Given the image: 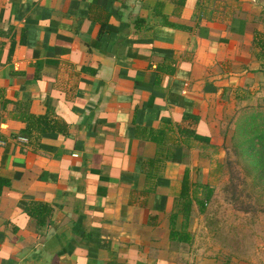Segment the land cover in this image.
Returning a JSON list of instances; mask_svg holds the SVG:
<instances>
[{
    "label": "crops",
    "instance_id": "1",
    "mask_svg": "<svg viewBox=\"0 0 264 264\" xmlns=\"http://www.w3.org/2000/svg\"><path fill=\"white\" fill-rule=\"evenodd\" d=\"M258 37L264 0H0V264H264L194 202L169 235L222 112L264 95Z\"/></svg>",
    "mask_w": 264,
    "mask_h": 264
},
{
    "label": "rangeland",
    "instance_id": "2",
    "mask_svg": "<svg viewBox=\"0 0 264 264\" xmlns=\"http://www.w3.org/2000/svg\"><path fill=\"white\" fill-rule=\"evenodd\" d=\"M257 80L247 81H253L250 88L257 93L243 88L244 100L221 114L219 169L210 179L212 193L201 215L205 230L209 229L205 232L209 242L231 246L243 253L247 250L254 258L261 257L260 249L264 251V181L246 163L238 144L243 133L236 125L250 112L264 114V95L256 89Z\"/></svg>",
    "mask_w": 264,
    "mask_h": 264
},
{
    "label": "trees",
    "instance_id": "3",
    "mask_svg": "<svg viewBox=\"0 0 264 264\" xmlns=\"http://www.w3.org/2000/svg\"><path fill=\"white\" fill-rule=\"evenodd\" d=\"M256 43L259 47V54L262 57V66L264 68V41L261 37L257 38ZM264 74V69L262 70ZM189 117H193V114H189ZM260 117V120L258 119ZM238 130L243 133L242 138L238 144L241 152L246 158V163L251 169L257 172V176L264 181V114L261 113H248L245 118L236 125ZM199 191V194L197 193ZM212 193V186L208 183H197L194 189L190 190V183L188 180L187 172L184 171L181 176L180 188L173 197L174 210L171 212V217L177 213L182 215V223L180 228L170 227V237H177V239L187 240L185 227L190 217L196 214V210L201 212L204 209L206 201L209 199ZM193 202L196 205L193 206ZM180 233L183 236L180 237Z\"/></svg>",
    "mask_w": 264,
    "mask_h": 264
}]
</instances>
